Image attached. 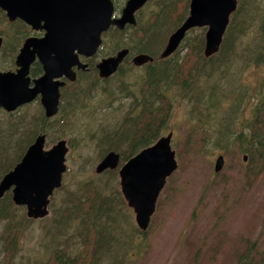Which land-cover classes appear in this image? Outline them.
<instances>
[{"label": "trees", "instance_id": "1", "mask_svg": "<svg viewBox=\"0 0 264 264\" xmlns=\"http://www.w3.org/2000/svg\"><path fill=\"white\" fill-rule=\"evenodd\" d=\"M115 1L117 7L122 5ZM189 2L182 3L178 13L155 8L145 22L140 12L138 26L141 30L135 44H123L115 38L131 26L124 30L113 27L104 35L105 44L112 42L110 54L129 47L133 52L152 55L155 61L142 73L134 76L129 71L137 68L123 64L116 75L101 79L92 59L91 76L86 80L80 76L63 89L56 116L47 118L40 107L34 120L24 116L22 120H10L9 125L0 124V180L21 160L41 132L46 133L50 141L54 136L73 135L68 139L72 150L85 139L89 140L100 149L98 159L115 151L120 154V165L124 164L170 128L168 124L177 102L187 105L189 126L183 143L190 158L215 154L229 157L237 151L248 156L246 177L252 180L260 176L264 172V0H239L220 51L212 57L204 56L205 29L194 28L188 34L196 29L200 33L193 42L186 36L181 46V49L187 48L184 55L179 54V49L169 58L157 59L160 52H154V46L164 44L169 34L180 26L188 15ZM5 22L8 23V19L0 9V23ZM12 26L15 36L0 29L5 42L2 54L7 50L14 54L32 31L21 20H16ZM11 58L13 62L14 57ZM249 67L257 72L255 82L243 79ZM40 71L37 64L33 73ZM71 90L68 98L67 92ZM99 93V101L94 104V96ZM119 98L125 100L122 117H115L110 123L105 118L98 125L97 121L85 123V117L99 111L110 112ZM83 125L86 128L81 130ZM174 143L178 148L177 140ZM181 151L178 156L183 157ZM108 173L117 175L113 170ZM105 192L102 182L94 179L84 180L80 187L68 191L66 205L54 219L48 256L40 264H128L134 259L133 249L146 241L148 231H142L134 222H129L131 229L127 228L125 220L132 217V210L128 207V213H119ZM116 193L126 203L118 188ZM22 209L14 204L10 191L0 198V226L4 224L0 232L3 264H19L15 257L20 240L33 222ZM257 255L246 252L240 264L249 263L251 258L257 261Z\"/></svg>", "mask_w": 264, "mask_h": 264}, {"label": "water", "instance_id": "2", "mask_svg": "<svg viewBox=\"0 0 264 264\" xmlns=\"http://www.w3.org/2000/svg\"><path fill=\"white\" fill-rule=\"evenodd\" d=\"M148 0H128L121 16L114 17L112 0H0L12 22L24 20L33 29L44 30L41 38H28L17 56L16 71L0 72V107L13 111L41 95V103L47 117L59 110L60 87L66 77L76 80L74 67L86 69L88 64L80 60L97 53L102 44V34L112 25L124 29L127 24H136L135 12ZM238 8V0H191L189 15L169 37L160 58L173 54L180 46L188 30L207 27L205 34V57L220 50L231 15ZM3 38L0 36V50ZM128 48L115 55L102 58L96 65L99 75L107 78L115 73L127 54ZM38 56L44 74L34 79L28 76L30 66ZM146 53L133 57L135 65L153 61ZM173 132L162 136L155 144L144 148L131 157L119 169L122 194L134 210L136 222L141 230H147L156 211L157 200L167 178L178 169L176 150L172 147ZM46 134H40L27 149L21 161L0 181V198L12 190V199L18 206H25L27 216L41 219L49 214L50 197L63 184L67 171L66 157L69 146L66 139L59 140L46 149ZM248 156L244 155V160ZM120 154L107 153L96 166V172L116 169ZM225 164L221 154L215 162V171L220 172Z\"/></svg>", "mask_w": 264, "mask_h": 264}, {"label": "rangeland", "instance_id": "3", "mask_svg": "<svg viewBox=\"0 0 264 264\" xmlns=\"http://www.w3.org/2000/svg\"><path fill=\"white\" fill-rule=\"evenodd\" d=\"M118 1L124 4L126 0ZM185 1L151 0L142 11L143 22L150 17L155 8L159 11L172 9V13H178L181 10V4ZM159 3L162 5L159 6ZM12 24L9 21L0 23V29L8 35L15 36V27ZM16 26L27 29L24 25L16 24ZM140 30V26L131 27L126 32L115 35V38L123 44L127 42L135 44L139 39ZM199 33L200 30L196 29L189 33L187 38L193 42ZM166 42L161 44L165 46ZM111 43V41L107 44L103 43V52H99V58L111 55ZM161 44L158 46L156 44L153 51L161 52L164 48L163 46L160 49ZM186 52L187 48H182L179 54L184 55ZM172 58L174 59L175 56ZM12 65L11 52L7 50L0 56V70ZM129 65L130 63L125 64V66ZM144 70L145 68H137L129 73H134L135 76ZM236 71H238L237 67ZM89 76H91L90 72L82 74L85 80ZM256 77H258L257 72L251 67L243 73V79L246 82H255ZM71 94L72 90L67 92L68 98ZM99 95L100 93L94 96V104L99 101ZM108 102L106 100V103ZM114 102V109L110 112L99 111L89 118L85 117V123L97 121L96 125H98L105 118L110 123L115 117H122L125 100L119 98ZM90 105L92 106V103ZM40 107L39 102H34L11 116L5 115L4 111L0 110V124L9 125L10 120L15 122L22 120L24 116H27L28 120H34ZM186 113L185 103L174 104L172 118L168 124L170 128L163 135L170 130L174 131L172 144L177 152L179 167L168 178L158 199L157 209L147 230L146 241L133 249L134 259L128 264H240V258L246 252L258 254L257 261L251 258L247 264H264V254H262L264 251V172L252 180L246 177V162L242 160L243 154L237 151L232 156H225V164L220 172L214 170L219 154L212 157L190 158L183 143L189 126ZM85 126H81V130L85 129ZM71 137L73 135L69 134L63 137L54 136L53 141L48 139L47 146L51 147L58 140ZM176 140L179 144L178 148L174 143ZM99 150L93 142L85 139L79 147L69 151L66 161L67 172L64 174L62 187L51 197L50 213L43 219L33 220L27 227L20 240V248L15 257L16 262L40 264L48 256L49 241L53 240L51 233L54 231V219L66 205L64 200L68 191L80 187L84 180L101 181L106 188V196L112 200L113 206L116 205L117 211L121 214L128 213L129 206L121 193L119 169L113 170L117 171L116 176L108 173L110 170L100 174L95 170L100 161ZM180 150L183 152V157L178 156ZM117 188L126 203L116 193ZM23 212L27 216L26 207H23ZM126 221L127 228H129V222L136 224L133 210L132 217ZM3 226L4 224H1L0 232ZM139 239L141 240V237ZM2 243L0 241V264H3L4 260Z\"/></svg>", "mask_w": 264, "mask_h": 264}, {"label": "flooded vegetation", "instance_id": "4", "mask_svg": "<svg viewBox=\"0 0 264 264\" xmlns=\"http://www.w3.org/2000/svg\"><path fill=\"white\" fill-rule=\"evenodd\" d=\"M30 35H34V36H37V37H39V36L41 37V36H42V34H32V33H30ZM30 35H29V36H30ZM27 37H28V36H27ZM27 37H26V38H27ZM26 38H25V39H26ZM25 39H24V40H25ZM24 40L22 41L21 46H22V44L24 43ZM21 46H20V47H21ZM20 47H19V49H20ZM137 53H140V52L136 51V52L132 53L131 56H128L127 60L130 61V59H131L135 54H137ZM132 55H133V56H132ZM13 62L15 63V60H14ZM36 65H37L36 62H34V63L32 64V68H35ZM40 67H41V66H40ZM41 68H42V67H41ZM9 69H12V70H13V69H16V65H15V66L13 65V66L10 67ZM32 73H33V72H32ZM40 74H42V73H40ZM40 74H39V75H40ZM39 75H37V76H39ZM32 77H36V76H32Z\"/></svg>", "mask_w": 264, "mask_h": 264}, {"label": "bare ground", "instance_id": "5", "mask_svg": "<svg viewBox=\"0 0 264 264\" xmlns=\"http://www.w3.org/2000/svg\"><path fill=\"white\" fill-rule=\"evenodd\" d=\"M128 64V63H127ZM124 66V65H123ZM132 66V65H131ZM121 68V67H120Z\"/></svg>", "mask_w": 264, "mask_h": 264}]
</instances>
